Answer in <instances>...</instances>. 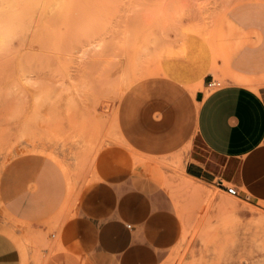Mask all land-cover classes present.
Returning a JSON list of instances; mask_svg holds the SVG:
<instances>
[{"label": "rangeland", "instance_id": "rangeland-1", "mask_svg": "<svg viewBox=\"0 0 264 264\" xmlns=\"http://www.w3.org/2000/svg\"><path fill=\"white\" fill-rule=\"evenodd\" d=\"M237 1L0 0V173L18 155H50L82 185L102 151L125 145L115 119L124 95L171 77L188 91L203 57L228 85L220 24ZM255 82L264 97V76ZM134 157L181 220L164 264H264V201L188 177L182 154ZM0 216L19 228L1 207Z\"/></svg>", "mask_w": 264, "mask_h": 264}, {"label": "crops", "instance_id": "crops-1", "mask_svg": "<svg viewBox=\"0 0 264 264\" xmlns=\"http://www.w3.org/2000/svg\"><path fill=\"white\" fill-rule=\"evenodd\" d=\"M220 25L228 36L218 64L229 84L208 88L215 77L203 57L188 91L171 77L147 95L143 88L124 95L115 119L125 145L102 151L92 181L81 185L50 155L21 154L3 167L0 207L19 228L0 216V264H164L181 220L134 154H182L188 177L223 181L264 201V97L255 88L264 76V0L233 3Z\"/></svg>", "mask_w": 264, "mask_h": 264}, {"label": "built area", "instance_id": "built-area-1", "mask_svg": "<svg viewBox=\"0 0 264 264\" xmlns=\"http://www.w3.org/2000/svg\"><path fill=\"white\" fill-rule=\"evenodd\" d=\"M207 86L211 90H217V89H221L222 87H224V84L221 80L213 78L208 82ZM220 185L225 188L227 193H229L231 195H239V191H238V188L236 186L226 185L223 181H220Z\"/></svg>", "mask_w": 264, "mask_h": 264}, {"label": "bare ground", "instance_id": "bare-ground-1", "mask_svg": "<svg viewBox=\"0 0 264 264\" xmlns=\"http://www.w3.org/2000/svg\"><path fill=\"white\" fill-rule=\"evenodd\" d=\"M231 3V2H230ZM123 79H124V77H123ZM126 80H127V82H128V78H126ZM239 81L240 82H244V83H248V84H253V81H251V80H248V79H239ZM126 84V83H125ZM129 89V88H128ZM127 90V89H126ZM122 96V95H121ZM139 160V159H138ZM137 160V161H138ZM141 160V159H140ZM143 161V160H142ZM148 161V160H147ZM165 161V160H164ZM149 162V161H148ZM153 164H154V162H153ZM139 165H141V164H139ZM146 165V164H145ZM155 165H156V163H155ZM135 166V165H134ZM137 166V165H136ZM153 166V165H152ZM147 168V167H146ZM148 169V168H147ZM144 170H145V168H144ZM135 171V170H134ZM187 177V176H186ZM71 178H72V176H71ZM188 179H190V178H188ZM192 180V179H191ZM73 182V181H72ZM193 183V182H192ZM187 184V183H186ZM200 185V184H199ZM184 186H186V185H184ZM203 187V186H202ZM196 189H197V187H196ZM202 193V192H201ZM233 205V204H232ZM78 206V205H77ZM76 208V207H75ZM252 211V210H251ZM258 212V211H257ZM261 217H263L262 215H261ZM253 218V217H252ZM259 218V217H258ZM258 221H259V219H258ZM263 221V220H262ZM261 222V221H260ZM83 256V255H82ZM49 259V258H48Z\"/></svg>", "mask_w": 264, "mask_h": 264}]
</instances>
